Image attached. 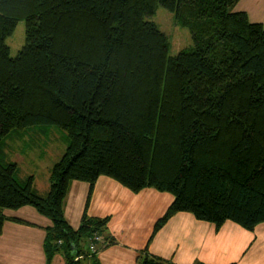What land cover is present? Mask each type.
Masks as SVG:
<instances>
[{
  "label": "trees",
  "instance_id": "trees-1",
  "mask_svg": "<svg viewBox=\"0 0 264 264\" xmlns=\"http://www.w3.org/2000/svg\"><path fill=\"white\" fill-rule=\"evenodd\" d=\"M239 1L0 0V234L5 209L32 206L51 220L46 264L59 253L81 264L115 238L109 216L86 211L74 228L65 199L71 181H85L88 206L101 175L173 194L149 243L179 212L217 228L264 222V25L230 11ZM160 5L192 32L176 55L146 19ZM20 20L26 42L11 57L7 38ZM47 126L66 131L68 145L42 195L4 141ZM141 264L175 263L147 254Z\"/></svg>",
  "mask_w": 264,
  "mask_h": 264
},
{
  "label": "crops",
  "instance_id": "crops-1",
  "mask_svg": "<svg viewBox=\"0 0 264 264\" xmlns=\"http://www.w3.org/2000/svg\"><path fill=\"white\" fill-rule=\"evenodd\" d=\"M243 10L253 20L250 11ZM261 23L264 25L262 10ZM89 189L88 182H70L65 216L74 228L80 226L86 211L90 216H109L107 232L115 242L98 245L96 253L80 259L81 264H141L147 254L175 264H264V222L254 230L231 220L217 228L212 222L197 219L193 213L179 212L149 243L156 221L174 200L172 193L154 187L134 192L116 179L101 175L86 206ZM12 210L17 215L10 216L6 211L9 218L0 234L1 263L46 264L43 241L50 218L32 206ZM51 264H66V261L59 253Z\"/></svg>",
  "mask_w": 264,
  "mask_h": 264
},
{
  "label": "rangeland",
  "instance_id": "rangeland-1",
  "mask_svg": "<svg viewBox=\"0 0 264 264\" xmlns=\"http://www.w3.org/2000/svg\"><path fill=\"white\" fill-rule=\"evenodd\" d=\"M247 9L256 22H261V0H240L235 6L229 7L230 11ZM155 22L167 35L169 41V54L176 55L182 49L193 45L192 32L188 26L178 23L175 13L158 6L156 11L146 17ZM252 20V21H253ZM26 42V21L20 20L14 32L7 38L10 48V56L15 57ZM46 130L28 131L19 135H10L4 141V150L8 160L15 161L19 165V176L25 178L34 175V186L40 194L45 195L50 186L49 176L53 164L58 161L68 145V134L58 127H44ZM6 142V143H5ZM15 216L12 209H5V214ZM12 212V214L10 213ZM15 212V213H14Z\"/></svg>",
  "mask_w": 264,
  "mask_h": 264
},
{
  "label": "built area",
  "instance_id": "built-area-1",
  "mask_svg": "<svg viewBox=\"0 0 264 264\" xmlns=\"http://www.w3.org/2000/svg\"><path fill=\"white\" fill-rule=\"evenodd\" d=\"M96 239H100V237L99 236H96ZM90 248H91V250L93 251V252H95L96 251V246H95V244L93 243V244H91V246H90Z\"/></svg>",
  "mask_w": 264,
  "mask_h": 264
}]
</instances>
